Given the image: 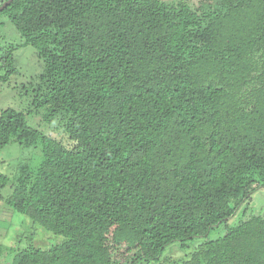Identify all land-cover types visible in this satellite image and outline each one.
I'll use <instances>...</instances> for the list:
<instances>
[{
  "label": "trees",
  "instance_id": "16d2710c",
  "mask_svg": "<svg viewBox=\"0 0 264 264\" xmlns=\"http://www.w3.org/2000/svg\"><path fill=\"white\" fill-rule=\"evenodd\" d=\"M0 13L42 62L33 107L67 140L0 113V149L41 147L6 202L62 238L10 264H264V215L227 225L264 188V0H12Z\"/></svg>",
  "mask_w": 264,
  "mask_h": 264
},
{
  "label": "rangeland",
  "instance_id": "374dc122",
  "mask_svg": "<svg viewBox=\"0 0 264 264\" xmlns=\"http://www.w3.org/2000/svg\"><path fill=\"white\" fill-rule=\"evenodd\" d=\"M4 0H0V3ZM171 1V0H167ZM195 6L199 0H187ZM10 53L14 71H9L7 54ZM43 66L37 58L34 48L24 45L20 34L11 24L6 13H0V113L11 109L24 115L27 126L36 129L44 135H50L67 143L66 135L58 124L57 118L48 120L46 108L33 107L35 88L42 74ZM9 71V72H8ZM41 159V147L36 145L23 148L17 143H9L0 149V176L6 177L4 183L0 180V264H10L13 251L29 246L47 249L62 241L38 225L33 224L26 216L15 212L6 202L11 194L16 169L20 164H26L33 174L37 171ZM241 208H246L244 211ZM228 221V227L236 225L252 214L264 215V188L251 195L248 204L242 206ZM224 224L210 231L207 239H214L224 232ZM200 239H193L183 243V247L174 243L167 246L162 258L170 255L174 258H185L191 251L192 245ZM170 252V253H169ZM165 264H171L167 262Z\"/></svg>",
  "mask_w": 264,
  "mask_h": 264
},
{
  "label": "water",
  "instance_id": "95a60500",
  "mask_svg": "<svg viewBox=\"0 0 264 264\" xmlns=\"http://www.w3.org/2000/svg\"><path fill=\"white\" fill-rule=\"evenodd\" d=\"M12 0H6L5 2H3L1 5H0V11L6 7L7 4H9Z\"/></svg>",
  "mask_w": 264,
  "mask_h": 264
},
{
  "label": "flooded vegetation",
  "instance_id": "af4514ba",
  "mask_svg": "<svg viewBox=\"0 0 264 264\" xmlns=\"http://www.w3.org/2000/svg\"><path fill=\"white\" fill-rule=\"evenodd\" d=\"M6 0H4V1H2L1 3H0V5L3 3V2H5Z\"/></svg>",
  "mask_w": 264,
  "mask_h": 264
}]
</instances>
